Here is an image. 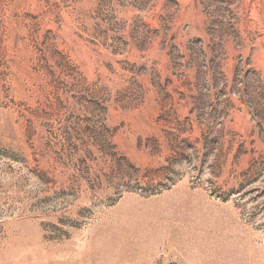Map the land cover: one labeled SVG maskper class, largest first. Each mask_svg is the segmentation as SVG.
<instances>
[{"label": "rangeland", "instance_id": "obj_1", "mask_svg": "<svg viewBox=\"0 0 264 264\" xmlns=\"http://www.w3.org/2000/svg\"><path fill=\"white\" fill-rule=\"evenodd\" d=\"M0 264H264V0H0Z\"/></svg>", "mask_w": 264, "mask_h": 264}]
</instances>
